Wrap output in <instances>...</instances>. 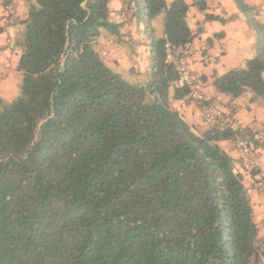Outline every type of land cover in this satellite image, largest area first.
Returning <instances> with one entry per match:
<instances>
[{
	"label": "trees",
	"instance_id": "obj_1",
	"mask_svg": "<svg viewBox=\"0 0 264 264\" xmlns=\"http://www.w3.org/2000/svg\"><path fill=\"white\" fill-rule=\"evenodd\" d=\"M110 1L29 0L19 93L0 98V264H263L250 196L221 147L244 132L198 134L171 106L188 92L165 45L194 40L189 5L124 0L148 30L165 15L149 79L130 84L95 49L121 34ZM234 1L256 55L213 86L264 103V25Z\"/></svg>",
	"mask_w": 264,
	"mask_h": 264
},
{
	"label": "crops",
	"instance_id": "obj_2",
	"mask_svg": "<svg viewBox=\"0 0 264 264\" xmlns=\"http://www.w3.org/2000/svg\"><path fill=\"white\" fill-rule=\"evenodd\" d=\"M167 1L171 3L173 0ZM184 1L190 7L186 21L194 34V40L189 45L190 55L185 62L209 103L220 110L224 120L234 122L243 130L253 148L254 170L264 175V103L255 99L251 92L234 100L228 94L219 93L213 86L215 77L243 69L255 57L256 31L248 24L234 0ZM244 1L264 25V0ZM28 5L29 0H0V98L5 101H14L22 82L18 64L25 35L24 22L29 16ZM109 8L110 20L120 25L121 34L104 35L95 42V49L101 53L108 67L124 79L127 76L137 84L145 83L152 68L150 41L152 37H164L165 15L158 16H163V34L156 38L153 28L151 33L138 16L137 9L128 8L124 0H111ZM176 87L171 90L172 96ZM171 106L198 134L219 125L208 121L202 106L188 97L172 98ZM221 147L233 158L235 170L243 177L259 227V239L263 241L264 193L251 186L253 173L244 168V160L236 149L235 141H223Z\"/></svg>",
	"mask_w": 264,
	"mask_h": 264
},
{
	"label": "built area",
	"instance_id": "obj_3",
	"mask_svg": "<svg viewBox=\"0 0 264 264\" xmlns=\"http://www.w3.org/2000/svg\"><path fill=\"white\" fill-rule=\"evenodd\" d=\"M190 47L175 48L170 42L165 45V63L174 68L177 74V85L179 88L185 89L188 98L202 106L206 119L210 122L218 123L219 125L226 126L234 133H243L234 122L224 120L221 117V112L216 106L207 105V99L202 92L200 83L194 78L192 72L188 68L185 60L190 55ZM235 146L244 160V168L251 172L254 169L255 161L252 146L241 136L237 137ZM251 186L256 190L264 193V175L257 174L251 178Z\"/></svg>",
	"mask_w": 264,
	"mask_h": 264
},
{
	"label": "rangeland",
	"instance_id": "obj_4",
	"mask_svg": "<svg viewBox=\"0 0 264 264\" xmlns=\"http://www.w3.org/2000/svg\"><path fill=\"white\" fill-rule=\"evenodd\" d=\"M162 26H163V16L156 17L152 22V28L154 30L156 38H160L162 36L163 34ZM24 38H25V35H23V40ZM125 78L127 79V82H129L130 84H137V82L135 83L134 81H131L129 77L125 76Z\"/></svg>",
	"mask_w": 264,
	"mask_h": 264
}]
</instances>
